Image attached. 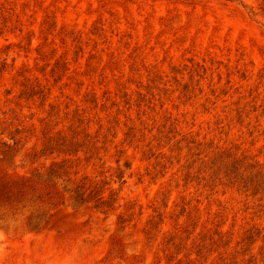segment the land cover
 Instances as JSON below:
<instances>
[{
    "label": "rangeland",
    "instance_id": "374dc122",
    "mask_svg": "<svg viewBox=\"0 0 264 264\" xmlns=\"http://www.w3.org/2000/svg\"><path fill=\"white\" fill-rule=\"evenodd\" d=\"M50 114L107 135L80 175L111 179L114 212L34 177ZM0 143V264H264V202L217 158L264 169L262 2L0 0Z\"/></svg>",
    "mask_w": 264,
    "mask_h": 264
},
{
    "label": "trees",
    "instance_id": "16d2710c",
    "mask_svg": "<svg viewBox=\"0 0 264 264\" xmlns=\"http://www.w3.org/2000/svg\"><path fill=\"white\" fill-rule=\"evenodd\" d=\"M260 1L264 11V0ZM34 95L36 92L33 86H29L22 93V96L27 99ZM49 117L44 129L45 134L49 136L44 142L41 157L48 159L50 156L52 159L48 166L36 170L34 177L64 196H68L74 207L81 208L93 204V207L103 214L114 212L115 205L118 203V194L111 186V179H99L97 176L87 174L80 175L82 160H85L87 165L95 166L93 160L98 151L102 148L107 150V135H104L102 141L96 140L97 135L90 132V120L85 123V119L79 114L76 124L69 127L70 134L64 130L49 134L54 130V127L50 128L49 124L52 115L50 114ZM100 143L103 146H99ZM0 145L6 147H0L1 162L13 166L16 154L12 153V147L6 143H0ZM217 158L223 162L225 169L227 183L224 185L235 187L248 197L264 202V169L258 163L245 157L232 156L226 151L219 152ZM117 163L119 165L120 160H117ZM118 171L117 179L122 180L124 172L120 168ZM218 171H221V168ZM213 173L210 178L214 177L215 173L214 175ZM252 234V232L249 234V239L252 238Z\"/></svg>",
    "mask_w": 264,
    "mask_h": 264
}]
</instances>
